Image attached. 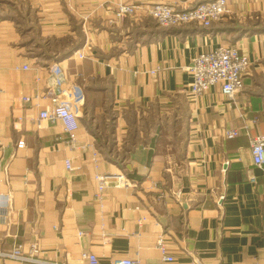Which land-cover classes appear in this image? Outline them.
I'll return each instance as SVG.
<instances>
[{"label": "crops", "instance_id": "crops-1", "mask_svg": "<svg viewBox=\"0 0 264 264\" xmlns=\"http://www.w3.org/2000/svg\"><path fill=\"white\" fill-rule=\"evenodd\" d=\"M206 1L135 0L141 10L110 25L120 0H0V264H39L9 257L18 248L48 264H82V253L168 264L160 236L170 264H264V175L249 149L264 135V0H228L209 29L145 14ZM219 46L249 59L242 90L191 96L188 67ZM64 101L76 107L75 148L60 123H37ZM95 175L133 187L98 199ZM166 190L180 201L159 199Z\"/></svg>", "mask_w": 264, "mask_h": 264}, {"label": "built area", "instance_id": "built-area-1", "mask_svg": "<svg viewBox=\"0 0 264 264\" xmlns=\"http://www.w3.org/2000/svg\"><path fill=\"white\" fill-rule=\"evenodd\" d=\"M120 0L112 13L110 25L121 22L125 17H134L141 9L140 6L133 4L135 0ZM228 13V0H209L198 3L195 6L179 9L172 4L156 3L145 10V14L155 21L160 28H174L194 26L203 29H209L213 24L219 22L223 16ZM80 60L85 56L77 52ZM251 63L246 55L239 53L234 46H219L209 52L198 54L188 67L191 75L189 94L193 97L201 96L207 93L211 88L217 87L220 94L226 99H232L243 88V77L248 71ZM23 70H27L24 66ZM37 98V97H35ZM25 100V99H23ZM46 122L49 124L60 123L63 131L68 136V145L70 148L76 147V131L79 127L76 107L70 101L56 102L49 109H42L38 113L37 123ZM257 123V120H254ZM239 135L238 130L231 129L223 132L224 140H233ZM24 147L23 141L17 142V148ZM250 154L253 160V166L260 170L264 175V135H257L249 140ZM67 171L72 167L69 160L64 162ZM96 198L100 199L103 193L109 188H131L133 185L121 175H95ZM253 184L256 183L255 177L251 178ZM169 195L177 202L181 199L179 191L172 192L166 190L161 192L159 199ZM2 199L0 198V208H2ZM2 221L5 216H1ZM264 234V226L262 228ZM35 250L34 246H31ZM156 247L159 250L162 261L172 263L173 259L166 255V248L163 236L156 240ZM12 259L22 262L48 264L22 256L18 248L9 255ZM82 264H99L98 258L89 253H82L80 256ZM112 264H139L136 260L122 259Z\"/></svg>", "mask_w": 264, "mask_h": 264}, {"label": "rangeland", "instance_id": "rangeland-1", "mask_svg": "<svg viewBox=\"0 0 264 264\" xmlns=\"http://www.w3.org/2000/svg\"><path fill=\"white\" fill-rule=\"evenodd\" d=\"M170 127H171V126H170ZM163 129H165V130H164V134H166L169 128L164 126Z\"/></svg>", "mask_w": 264, "mask_h": 264}, {"label": "water", "instance_id": "water-1", "mask_svg": "<svg viewBox=\"0 0 264 264\" xmlns=\"http://www.w3.org/2000/svg\"><path fill=\"white\" fill-rule=\"evenodd\" d=\"M53 60H55V59L53 58Z\"/></svg>", "mask_w": 264, "mask_h": 264}]
</instances>
